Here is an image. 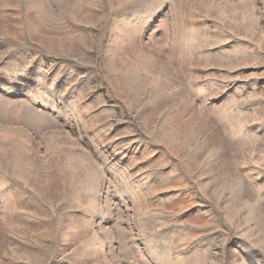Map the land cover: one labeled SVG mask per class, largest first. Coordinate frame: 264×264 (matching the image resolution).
<instances>
[{
  "label": "rangeland",
  "instance_id": "1",
  "mask_svg": "<svg viewBox=\"0 0 264 264\" xmlns=\"http://www.w3.org/2000/svg\"><path fill=\"white\" fill-rule=\"evenodd\" d=\"M263 32L264 0H0V264H264Z\"/></svg>",
  "mask_w": 264,
  "mask_h": 264
},
{
  "label": "crops",
  "instance_id": "2",
  "mask_svg": "<svg viewBox=\"0 0 264 264\" xmlns=\"http://www.w3.org/2000/svg\"><path fill=\"white\" fill-rule=\"evenodd\" d=\"M263 36H264V32L263 33H261ZM222 35V34H221ZM253 38H255V36L253 37ZM260 35H257V38H256V41L258 40V41H260ZM245 44V43H244ZM259 56H261V54L260 53H257ZM245 61H247V60H245ZM261 79V78H260ZM255 86L257 87V90H258V93L260 94V95H264V81L261 83V84H259V85H256L255 84ZM261 108L263 107L264 108V102L262 101L261 102ZM259 106V107H260Z\"/></svg>",
  "mask_w": 264,
  "mask_h": 264
}]
</instances>
